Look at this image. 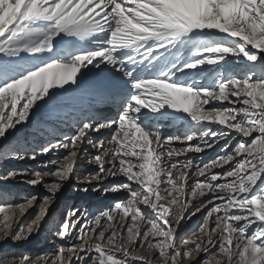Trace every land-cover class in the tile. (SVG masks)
<instances>
[{"label": "snow or ice", "instance_id": "snow-or-ice-1", "mask_svg": "<svg viewBox=\"0 0 264 264\" xmlns=\"http://www.w3.org/2000/svg\"><path fill=\"white\" fill-rule=\"evenodd\" d=\"M93 70L112 74L114 118L81 111L75 134L52 135L38 152L0 148V161L66 153L42 162L51 171H0V181L25 178L48 193L0 206V264H264V0H0V139L37 109L66 107ZM166 122L177 132L163 135ZM102 129L110 137L92 140ZM221 141L223 155L190 158ZM82 163L97 171L81 177ZM73 178L127 197L93 217L65 213L56 235L66 243L54 253L10 252L8 240L49 222ZM201 211L202 235L182 238V221Z\"/></svg>", "mask_w": 264, "mask_h": 264}, {"label": "bare ground", "instance_id": "bare-ground-1", "mask_svg": "<svg viewBox=\"0 0 264 264\" xmlns=\"http://www.w3.org/2000/svg\"><path fill=\"white\" fill-rule=\"evenodd\" d=\"M233 63H235V62L233 61ZM111 76H112V74L110 72H108L107 70L100 71V72L93 70L88 75L87 83L81 89L77 90V92L71 98V100L69 101V104L66 107L57 110L51 116H49L47 114L45 109H37L33 113L32 117L30 119V122L28 124L18 125L15 130L9 131L6 138L0 139V147L1 146L3 147L4 145H8V144H16L17 142H19V144L22 147L26 148L25 142L22 139H23V135L28 131V127L32 124L34 126V129L31 131V135H33V136H31L30 140H32L33 142L36 141L39 144L37 145V148L33 144H31L32 149L28 148V146H27V148L29 150H34L33 148L35 147L36 148L35 151L38 152L39 151V145L42 143H45L42 141L47 139L53 133L57 134V137H59L60 134H66L69 136L75 134V127L72 123V120H73L74 116L79 115V113L81 111L90 112L97 117L114 118L117 114V107L109 99L105 98L109 92V90L105 87V84L111 78ZM66 125H70L69 128H67ZM70 128H72L73 131H70L69 130ZM161 129H164V131H161L162 134L165 131L166 132L169 131V132L174 133V132H177V125L173 124L172 122H166ZM110 130L111 129H108L107 133L106 132L92 133L91 139L92 140L102 139V138L106 139L109 137V134H110L109 131ZM102 131H105V129H102ZM176 146L181 147L180 145H176ZM216 149L219 150V147H217ZM209 150L210 149H208V151L203 152V154H201V153H199V154L190 153L189 156H190V158L193 159V161L195 163L203 164L208 159V156L214 157L216 155L215 154L216 150H214V149L212 151H209ZM94 154H95L94 149L92 147L87 146V152L85 154V158L87 156H91ZM221 154H223L222 151H221V153H219V155H221ZM63 155H65V153L62 151V152L55 154V156H53V157L41 155V156H38L36 160H28V159L18 160V161H20L19 165H13V164L9 165L10 163L7 164L8 163L7 161H10L11 159L14 160V158H9V159H5L3 161H0V168H2L1 164L5 161L4 163H6V165H5L4 170L5 169H27L29 171H32V170H39L42 172L51 171V169L54 167V165H49L48 168H44L42 166V162L44 160H47L50 158L51 159H57L59 157H62ZM177 159L183 160L184 157H179ZM90 166H92L94 168V172L97 171V168L94 164H88L86 167H90ZM81 169H82V167L80 165L78 171H82ZM23 179H25V178H19L18 177L15 180L0 181V190H3L6 193L8 190L9 193L12 192V193H14V195L18 194V195H16L18 197V199L21 200V198H22L23 200H25L26 197H30L31 195H34V194L32 192L31 193L29 192L27 194L25 192L24 193L18 192L17 190H15V187L14 188L12 187V189H11L10 188L11 184H9V183L14 184L16 182H21ZM74 179L75 178L69 180L63 186V188L61 189V192L66 191L68 193V191H73L76 188H79L77 190H79L82 195L85 194V197L84 196L78 197L76 195L71 194V197H68L69 198L68 203H70V204L72 203V207H68L69 211L73 208H79L81 210H87L89 217H93L98 212L103 211L107 208H110L115 201L125 199L127 197V193H125V192L120 193V192L109 191L107 193H104L103 191H99L102 193L103 198L106 195L107 196L110 195V196L106 197L103 201H100L99 203H97V202L94 203V200H91V198L93 196L91 194L94 192L98 193V191H93V189L96 187L95 182H93L92 184L77 185L76 184L77 181ZM114 179L115 178H109L108 180H106L101 185V188H111V186L113 185L112 181ZM78 183H86V182H78ZM67 185L69 187H67ZM134 187H138V186L134 185ZM84 189H87V190L85 191ZM61 192L59 191L57 193L54 204L61 203V200L65 199V198H61V195L62 196L64 195V194H61ZM89 192H90V194H89ZM17 197L13 198V196H10L9 194H7L5 197L0 198V206H2L5 203H12V204L15 203V201L17 200ZM141 207L143 208L144 206L141 205ZM172 211L177 212L179 210L174 209ZM149 214L151 215V213H149ZM0 215H1V213H0ZM2 217L3 216H1V218ZM153 218H155V217H153ZM23 220H24V218H21V222H23ZM181 226H183V225L181 224ZM180 227H179V229H180ZM1 230H2V224H0V234H2ZM56 232H57V229H55V231L53 233H51V238L48 239L49 241L47 242V244H49V246L45 247L47 249V253H54L58 245L66 243V241L61 240L56 235ZM40 236H41V232L39 231L38 233L35 234L34 237L30 236L28 238V240L33 239L36 242H38V239L40 238ZM215 236H216V233L213 234L214 238H215ZM7 247L9 250L12 248L11 240L7 241ZM41 247L42 248H38V250H36V253L34 254L35 256L43 253L44 250H46V249H43L42 245H41ZM15 251H16V249H13L12 253L18 255L19 252H17V251L15 252ZM136 254L140 255V256L151 255L150 251L145 250V249H140V248L137 249ZM136 264H139V262H136Z\"/></svg>", "mask_w": 264, "mask_h": 264}, {"label": "rangeland", "instance_id": "rangeland-1", "mask_svg": "<svg viewBox=\"0 0 264 264\" xmlns=\"http://www.w3.org/2000/svg\"><path fill=\"white\" fill-rule=\"evenodd\" d=\"M67 126V128H69V126L70 125H66ZM34 129V126L31 124L29 127H28V131L23 135V139L22 140H24V142H25V146H26V148H27V146H28V148H31L32 147V145L31 144H33L36 148H37V145L39 144V143H37L36 141L35 142H33L32 140H30L31 139V136H33V135H31V131ZM70 131H73V129L72 128H70L69 129ZM36 131V130H35ZM112 131H113V129H111L110 131H109V137H110V135H111V133H112ZM161 131H164V129H161ZM101 132H108V129H105V131H102L101 130ZM169 132V131H168ZM164 132L163 133V135H165V136H167V135H172V134H174V133H176V132ZM52 135H56L57 136V134H55V133H53ZM52 135H50L47 139H45V140H43L42 142H46L47 140H49V139H51V136ZM41 142V143H42ZM28 144V145H27ZM177 145H179V144H177ZM180 146H182V145H180ZM222 146H223V141H221V143L219 144V145H217L215 148H212V149H210L209 151H212L213 149L214 150H216L215 152V156L214 157H209L208 156V159L206 160V162L205 163H207V162H209L210 160H212V159H214L216 156H218L219 155V153H221V148H222ZM33 148L34 150L36 149V148ZM88 147H91L90 145H88ZM217 147H219V150H217L216 148ZM0 148H2V146L0 147ZM27 148V149H28ZM32 149V148H31ZM90 149V148H89ZM205 151H208V149L207 150H205ZM204 151V152H205ZM66 154V153H65ZM201 154H203V152L201 153ZM224 154V153H223ZM223 154H221V155H223ZM88 157V156H87ZM87 157L85 158V159H87ZM5 162V161H4ZM2 163L1 165H2V168H0V170L1 171H3L4 170V168H5V165H6V163ZM8 163L7 164H9V165H19L20 164V161H18V159H11L10 161H7ZM18 162V163H17ZM37 164V163H36ZM88 164L87 163H82L81 164V167H82V171H78V174L81 176V177H87L88 176V174L89 173H93L94 172V168L92 167V166H90V167H86ZM215 171H222L221 169H216ZM74 180H76V179H74ZM122 180H123V177H116L113 181H112V184L114 185V184H118V183H120V182H122ZM77 181V180H76ZM115 181V182H114ZM48 182H51V178H49V180H48ZM118 182V183H117ZM189 183H191V182H189ZM9 184H11V186H10V188L12 189V187L14 188L15 187V190H17L18 192H25L26 194L27 193H33V194H36V195H40V196H43V195H46V194H48L47 192H46V189L44 188V186L42 185V184H40V185H36V186H32V185H30V184H28V183H25L24 182V179L21 181V182H16V183H14V184H12V183H9ZM77 185H83V184H88V183H78V181H77V183H76ZM67 187H69L68 185H67ZM20 189V190H19ZM72 189V188H71ZM77 189H79V188H76L75 190H73V191H68V193L66 192V191H64V192H61V194H64L63 196L61 195V198H65L64 200H61V203H56V204H54L53 205V207H51V209H50V217H51V219H49V221L50 222H48L47 224H45V225H43V227H42V229L40 230V232H41V236H40V238L38 239V242H36L35 240H25V241H20V242H16V243H13L12 241H11V245H12V248L13 249H16V251L17 252H19L18 253V255H20V254H27V255H29V256H35L34 254L36 253V250H38V248H42L41 247V245L43 246V249H46L45 247L46 246H49V244H47V242L49 241L48 239H50L51 238V233H53L54 231H55V229H58V225H59V223H60V221H61V219H62V217H63V215L65 214V213H67L69 210H68V207H72V203L70 204V203H68V200H69V198L68 197H71V194L72 195H76V196H78V197H85V194H81L80 193V191L79 190H77ZM120 193H123V192H120ZM7 194H9L10 196H13V198L14 197H17L16 195H18V194H16V195H14V193H12V192H8V190H7ZM89 194H90V192H89ZM80 195V196H79ZM91 195H93L92 196V198H91V200H94V203H99L100 201H103L106 197H109V196H105L104 198L102 197L103 195H102V193L101 192H99L98 191V193L97 192H94V193H92ZM162 195H163V193H162ZM16 199V198H15ZM196 200H199V199H201L200 197H196L195 198ZM15 201V200H14ZM13 201V202H14ZM24 200L21 198V200L20 199H18V197H17V200L15 201V203H13V204H19V203H21V202H23ZM161 203H165V204H167V198H165V199H163V200H161L160 201ZM68 203V204H67ZM70 204V205H69ZM179 210V206L178 205H174V206H172V210ZM35 211H36V208L35 207H33V208H30V209H28V212H26L25 213V215L22 217V218H24V220H23V222H27V221H29L31 218H32V216H34V214H35ZM18 214V213H17ZM185 215L187 216L188 215V213H185ZM1 216H3V213H1V215H0V220H2V218H1ZM203 218H204V211H201V212H198L195 216H191L190 218H188V219H185L184 221H182V225L183 226H181L180 227V229L178 230L179 231V235L182 237V238H184V237H189V236H192V237H194V236H196V235H202L201 233H199V232H197L196 230L198 229V227H199V225L202 223V221H203ZM50 223V224H49ZM191 224V225H190ZM189 226V227H188ZM2 231V230H1ZM47 233H46V232ZM213 234H215V233H213ZM33 237L35 236V234L34 235H32ZM49 236V237H48ZM34 241V242H33ZM183 247V246H182ZM188 247H192V245H189ZM10 249L9 251L10 252H12L13 251V249ZM31 250V251H30ZM15 251V252H16ZM143 251V250H142ZM43 253H47V249L46 250H44V252ZM145 255V254H144ZM146 256V255H145ZM197 259H202L203 257L202 256H198V257H196ZM77 264H78V262H77ZM185 264H187V262H185Z\"/></svg>", "mask_w": 264, "mask_h": 264}]
</instances>
